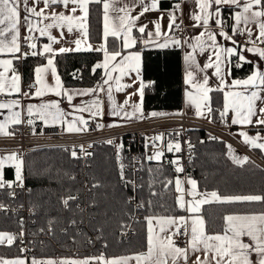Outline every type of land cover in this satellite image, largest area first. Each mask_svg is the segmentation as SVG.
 Instances as JSON below:
<instances>
[{
  "label": "trees",
  "instance_id": "trees-1",
  "mask_svg": "<svg viewBox=\"0 0 264 264\" xmlns=\"http://www.w3.org/2000/svg\"><path fill=\"white\" fill-rule=\"evenodd\" d=\"M87 38L100 43L102 34V2L88 5ZM232 9L222 8L221 16L226 28H230ZM120 41L108 37L105 46L109 51L119 48ZM143 57V80H151L146 88L142 105L145 109H180L182 107V70L180 48H139ZM32 50V49H31ZM28 55L21 59L20 73L24 83L30 82L34 68L44 62L45 55ZM37 52L39 53L38 49ZM102 51L78 50L56 53L54 63L64 86L90 87L102 81L100 64ZM231 61L234 77L251 71V64ZM211 120L220 119L223 110L222 91L210 93ZM194 141V156L187 168L196 181L197 190L203 193L217 192L222 196H264V169L252 159L236 162L226 143L198 131L191 133ZM261 157L258 150L252 151ZM123 158L113 155L106 142L94 146L91 158L85 165L72 158L61 148H38L28 150L23 158V175L29 191L23 198L33 210L30 228L38 233L39 228H51L46 236L39 235L36 255L41 258H104L132 255L145 251V217L177 216L183 208L177 204L174 188L172 155L165 153L157 162L144 161L141 165L138 187L134 198L143 203L144 217L131 220L133 204L129 202L133 189L127 185L128 174L121 170ZM11 171V168H10ZM93 185L88 202L92 208L85 217L76 207V201H65L81 189L84 178ZM123 176V178H122ZM171 182V183H169ZM167 185V187H166ZM90 195V194H88ZM151 201V205H149ZM264 211L261 202H212L203 204L200 214L206 221L208 234L222 232L223 217L227 213H258ZM131 223L133 234L128 240L119 239L118 233ZM18 227L12 214H0V231L13 232ZM63 229V231H60ZM0 256H21L16 239L9 244H0Z\"/></svg>",
  "mask_w": 264,
  "mask_h": 264
},
{
  "label": "snow or ice",
  "instance_id": "snow-or-ice-1",
  "mask_svg": "<svg viewBox=\"0 0 264 264\" xmlns=\"http://www.w3.org/2000/svg\"><path fill=\"white\" fill-rule=\"evenodd\" d=\"M32 4H39L42 2L44 8L37 11L36 7L29 6V0H0V53L12 54V59H0V67L3 71H0V93L9 92L20 93V79L21 77L17 74L16 69L13 67V60L22 59L28 53L21 52V40L28 42L33 39L30 36L21 37L20 26L26 24L29 31L38 30L41 36H47L50 43L43 46L42 52L31 51L32 56L50 54L47 60V65L43 67H36V84L43 85L42 73L51 69V76L55 80V87L49 88L50 91H56L57 95H60L59 89L61 87L60 79L57 75L56 68L54 66L53 57L55 52L52 48V44L57 42V38L53 36L50 29L59 28L62 25H66L69 32L73 31V26L77 25L81 29H85V24L81 21H86L89 15L88 5L91 3H103L104 12V29L103 36L105 41L108 37L115 38L120 41L119 48L114 51H109L105 44H101L99 48H94L95 51H103L104 62L103 64H97L95 67H103L105 75L108 77L104 81L108 84L110 80L113 79L111 72L108 71L109 65L113 61H117V58H121L117 64L112 67V71L119 70L120 76L115 77L117 82L123 75L128 74L130 71H136L138 74L139 70V59L140 54L138 52L131 51L133 47L138 43V39L133 33V29H136L140 34V40L144 43H149L152 41L153 36L159 38L164 35V43L159 44L160 47H167L169 43L174 46H182V44H187L192 51L186 52L184 60L186 62L187 68L185 72V84H190L195 89V92H186V102L188 105L195 106L197 116H204L206 113L201 109L206 108L207 114H211L216 111L211 107V97L209 93L213 91H221L223 88L231 86L243 85L241 91H224L223 95V110L220 111V117L223 119L227 116L229 110H231L234 115L232 116L231 123L236 125H251L254 122L258 125H264V106H258V103L264 105V69L257 68L254 61H248L243 55V52L254 53L258 55L261 60H264V0H195L196 6L200 9V14L194 15L192 18L201 26L205 28L199 35L195 36L193 39L195 43H190L187 39L181 41L180 39L172 36H168L166 33L161 32V25L158 21H154L155 31H148L147 25H138L137 21L144 15L145 12L149 11L150 8L145 4V0H31ZM23 4V10L32 16L39 18L35 23L29 18L28 15L21 19L20 5ZM63 5L66 9L70 8L71 14H65V12H56L52 10L50 13L51 23L44 24L43 27L36 28V24L40 23L46 19L48 16L45 14V9H50L54 5ZM122 5L117 7V5ZM139 4L143 11L137 15H132V7ZM131 5V6H130ZM215 5L213 12H209V8ZM229 6L233 9H238L234 11L233 18L235 23L232 25V33L235 34H245L248 37L246 44L241 47L238 51L236 47H222L217 43L216 36L224 37L225 40L232 41L233 45L236 41L233 39L232 35H229L224 31V21L222 19L216 18L220 15V7ZM157 0H152L151 8H156ZM175 8L180 9V5L176 4ZM82 13L81 16L75 15L77 10ZM110 11L115 15H110ZM215 18L216 25L220 26L219 32L217 33L211 27H209V18ZM177 17L173 13H169V28H179L180 25L176 24ZM243 25V26H241ZM258 30V34L253 39L254 28ZM63 35V33L61 34ZM84 35H87L85 30ZM148 39L144 40V36ZM207 37V40L204 37ZM77 48L79 50L80 40L75 41ZM247 44H251L248 47ZM30 49H35L37 46L35 43H29ZM125 49L129 50V54L124 55ZM199 49L201 53H204L206 49L212 51V55L209 56L208 62L204 63L203 66L197 63L195 52ZM73 49H68L61 47L58 51L60 53H65L72 51ZM20 53L19 56L16 54ZM226 54V55H225ZM237 55L238 60L241 62L252 63L254 66L253 72L247 76L246 79H235L232 81V85L228 86L224 83V75L226 73L222 72L221 65L227 61V57ZM214 57V58H213ZM237 67H240V63H237ZM214 68L215 71L212 73L220 81V86L217 88H212L209 86L210 77L205 72L206 69ZM11 70L12 75L9 79L7 73ZM203 73V76L200 74ZM46 86V85H45ZM123 85L117 86V91H120ZM143 87V85H142ZM95 89L85 90V92L95 93ZM24 96L29 95V93H21ZM84 94V93H81ZM35 95L43 96V88L38 86L36 88ZM67 95L69 102L72 100V96ZM108 99L112 101L113 97L111 95V88H108ZM19 100L13 99L7 102H0V109L11 110L13 106H19ZM125 105L128 101L125 100ZM133 111L131 113L125 111L124 115L126 117L136 116L140 113V105H131ZM96 111H93V109ZM33 106H28V114L31 116ZM99 102L93 101L91 105L86 108L80 109V111H89L93 116L98 114ZM54 110V111H52ZM123 110L122 105H114L112 115L119 116ZM38 111L40 118L47 121L51 118L54 122L63 117L64 112L59 107L58 102L53 101L49 104H41L38 106ZM20 112L12 111L9 117L5 118V121L0 122V135H11L12 133L7 131V124L11 123L13 125H18L22 121L20 119ZM142 115V113H141ZM151 116H163L168 115L167 113H150ZM257 117L254 121L253 118ZM139 118V117H137ZM27 123L31 125L33 121L31 119L27 120ZM80 124H86L83 117H79ZM97 127H103V125H98ZM69 132L73 131H87L88 129L79 128L70 124L68 129ZM162 135V134H161ZM161 135L154 137L155 140H159ZM240 135L244 137L245 143L251 144L254 147L264 149V143H256L257 140L264 139L259 134L255 137H249L247 133L241 132ZM107 143H113L112 140L107 141ZM121 146L118 145V151ZM189 148L192 145L189 143ZM169 151L173 150V144L169 143ZM175 150L179 152L180 144L177 142L175 144ZM90 155L89 153H85ZM72 155L75 156L76 152L73 151ZM161 153L156 152L149 159L158 158ZM8 160H15V154H11L6 157ZM119 159V155H118ZM248 158L244 157L237 162L243 163ZM172 163L178 164L179 161H172ZM3 166V160L0 159V167ZM121 170H123L124 165H120ZM176 172H182V167H177ZM123 178V176H122ZM16 179L20 180V164H16ZM171 183V182H169ZM188 184L192 185V191L187 192V195L196 197L197 193L195 191L196 181L188 179ZM176 191L182 193L181 196L177 197V204L180 208H185L186 211L192 215L189 217H171V216H159L145 217L147 221V251L139 252L133 256H121L111 259H105L103 255L99 257L85 258L82 260H61L60 264H128L130 260H135L136 264H264V211L253 214H243V215H226L223 217L225 222V227L223 233L208 234L206 231V221L200 213V205L208 204L212 202H261L264 203V196L260 195H244V196H224L221 197L217 192L213 191L210 194H200L202 196L210 195L212 200L209 199H198L193 203L192 200H184L183 192L181 187L182 181L176 179ZM5 184L0 182V187H4ZM167 187V185H166ZM14 195V194H13ZM69 199H75V197H69ZM68 201H65L67 204ZM151 205V201H149ZM143 203L138 205V207H143ZM187 206V207H186ZM0 205V208H3ZM190 221V224H189ZM158 228V231L155 229ZM181 228L183 231H181ZM23 233H21V236ZM183 235L186 237L185 246L180 247L177 240L174 237H179ZM242 236L250 238L248 243L241 240ZM7 238V242L11 245L14 242L15 237L11 234L0 233V243H3L4 238ZM25 251V249H21ZM194 253H202L203 255H196L194 260H191V255ZM252 254H255V260L251 258ZM0 264H25L23 259H13V260H0ZM32 264H55L53 260L47 261H37L33 259Z\"/></svg>",
  "mask_w": 264,
  "mask_h": 264
},
{
  "label": "crops",
  "instance_id": "crops-1",
  "mask_svg": "<svg viewBox=\"0 0 264 264\" xmlns=\"http://www.w3.org/2000/svg\"><path fill=\"white\" fill-rule=\"evenodd\" d=\"M125 2H127V0H125ZM145 4L150 8V10L144 13V15L137 21V24L138 25H147L148 31L154 32L155 31V24L153 22L158 21L161 25V32L162 33H166L170 37L174 36V37L180 39L181 41L187 39L190 43H195V40L193 38L195 36L199 35L202 31H205V28L203 26H201V24L197 23L192 18L194 15L200 14V9L196 6L195 0H179L175 4H173V0H157V6L154 9L151 8L152 0H145ZM176 4L180 5L179 10H177L175 8ZM172 5H174V7H171ZM29 6L30 7H36L37 11L41 8H44V4L42 2H40L39 4H32L31 0H29ZM121 6L122 5H120V4L117 5V7H121ZM71 7L72 6L69 5V8L66 9L61 4V5H54L50 9H45V14L48 16V19H46L40 23H37L36 28L38 29L39 27H43L44 24L52 22L51 16H50V13L52 10H55L56 12L63 11L67 15V14H71L70 13ZM215 7L216 6L213 5L211 8H209V12H213ZM224 7L228 8L229 6L225 5V6L220 7V15H219V17H216V18L222 19L221 9ZM102 8H103V3H102ZM229 8H231V7H229ZM231 9H232V14H231V20H230V28L228 29L224 25V31L227 32L229 35L233 36V39L236 41V44L233 45L232 41L225 40L224 37L219 36L218 34L216 36V39H217V43L219 45H221L222 47H225V48L236 47L239 51V50H241V47L246 44V42L245 43L240 42L239 37L241 34L233 35V33H232V25L235 23L234 18H233V14H234V11H236L238 9H233V8H231ZM141 11H143L141 6L139 4H136L134 7H132V13L131 14L137 15ZM20 13H21V19H23V17L26 15H28L29 18L34 23L39 19L35 16L30 15L29 13L24 12L22 3L20 5ZM169 13H173L177 17L175 23L180 25L179 28H169ZM75 15L81 16L82 13L78 9L77 12L75 13ZM110 15H115V14L110 11ZM103 16H104V12L102 14V34H103V29H104ZM81 22L85 24V29H81L77 25L73 26V31H71V32L68 31L66 25H62L59 28L50 29L51 34L57 38V42L53 43L51 45L55 54L59 52L58 50L61 47L73 49L72 51H78V50H75L77 48V45L75 43L76 40L81 41V43L79 45V50H93L94 48H99L101 44H105L104 36H103L102 42H100V43L90 42L87 38V35H84L85 30L87 31V26H86L87 20L81 21ZM241 26H243V25H241ZM209 27H211L217 33L219 32L220 26L216 25L215 18H213V17L209 18ZM253 28H254V34H253V39H254L255 36L258 34V30H255L254 25H253ZM62 33H63V35H61ZM133 33L136 36V38L138 39V43L133 47V49H131V51L138 52L140 54L138 74L136 71H130V72H128V74L123 75L118 82L115 79V77L120 76V72H119V70L112 71V67L119 62V60L121 59L119 57L117 58V61H113L109 65L108 71L111 72L113 79L110 80L108 84L104 83V81L107 80L108 77L105 75L106 70L103 67H100L101 75H102V81L100 82L99 85L90 86V87L64 86L62 81H61V77H60V75L56 69L57 75H58L60 82H61V87L59 89H57L58 91H60V93H61L60 95H57L56 91H50L49 90V88L55 87V80L51 76V69H48L46 72L41 74L43 77L44 84L43 85H37L36 84V88L38 86L43 88L44 95L43 96H37V95H35L36 89L35 90H28L26 88L27 83H24L22 80V74L20 73L21 70H20V66L18 65V60H13V67L16 69L17 74L21 77V79L19 81L21 92L15 93V92H9L6 90L5 92L0 93V102H7L9 100L16 99V100H19L20 104H19V106H13V108L11 110L0 109V122L5 121V118L9 117L11 115L12 111H15V112H20V114H21L20 119L22 122L27 123V120L31 119L33 121L32 124H42V125L51 126V127L52 126H58L60 128H63V130L67 133H77L80 131L69 132L67 129H68L70 124H73L74 126L79 127V128H85V124L79 123V117H83L84 121L92 119L97 125H103L102 128H107V127H113V126L120 125V124H128V123H133L136 121L156 117V116L150 115V113H152V112L166 113L168 111L167 109H145L142 105L143 94L145 93L146 88H149V89L151 88V80H149L146 83L143 80V73H142V71H143V57H142L141 51L135 48L136 46H139V48H180L181 49V70H182L181 85H182V94H183L182 107L181 108L183 109L184 112H186L189 115L200 117V116H197L195 114V112H196L195 106L188 105L186 102V92H195V89L192 87V85L185 84V72H186L187 65H186V62L184 60V56H185L186 52L192 51V49L190 47H188L187 44H182V46H174L171 43H169L167 47H160L159 44L164 43V35H161L159 38L153 36L151 42L144 43L143 40H140L141 34L136 29H133ZM20 34H21V37L30 36L33 38L28 42H24L23 40H21V47H22V44H24V43H26L27 45H29V43H35L36 44L37 47L35 49H32V50L30 49L31 51H37V49H38L39 52H42L43 46L45 44L50 43L47 36H41L39 34L38 30L29 31L26 24H22L20 26ZM143 39L147 40L148 37L145 35ZM204 39L207 40V37L205 36ZM247 46L251 47V44H247ZM123 54L124 55L129 54V50L125 49ZM194 54L196 56L197 63L200 64L201 66H203L204 63L208 62V58L210 55H212V51L210 49H206V51L204 53H201L199 51V49H197ZM242 54L245 55V57L248 61H254L255 66L257 68L264 69V60H261L258 57V55L254 54V53H249V52H243ZM16 55L18 56V53ZM49 57H50V54H45L44 62L37 65L36 67L46 66L47 60ZM51 58H53V60H54V56ZM0 59H12V54L0 53ZM232 60L237 62V63H242L241 61L238 60L237 55L227 57V61L225 63H222V65H221L222 72L226 73L224 75V83H225V85H228V86H231L232 81L235 79H246L247 76L250 75L254 70L253 64L249 63V64H251V71L248 74H246L244 76L234 77V76H232V73H231V69H232L231 68V61ZM103 62H104V54L102 51V57L100 60V64H103ZM245 63H247V62H245ZM54 66H55V63H54ZM35 68H34L33 76L30 79V80H34V81L36 80ZM55 68H56V66H55ZM0 71H3L2 67H0ZM214 71H215L214 68H210V69L205 70L207 75L210 77L209 86L215 89L218 86H220V81L215 76L212 75V73ZM6 75L10 79L11 75H12L11 70H9V72ZM200 76H203V73H201ZM118 84L123 85L125 87H122V89L120 91H117ZM142 85H143V87H142ZM109 87L111 88V95L113 97L112 101H109V99H108V88ZM243 87H244L243 85L231 86L230 88L225 87L221 91H222V94L224 95V91H228V90L241 91L243 89ZM89 89H95L96 91H95V93L85 92V90H89ZM24 92L29 93V95H27V96L22 95L21 93H24ZM65 92H67L68 95L72 96L71 102H69V100L67 99V95H65ZM81 93H84V94H81ZM209 96H210V93H209ZM125 100L128 101L127 105L124 104ZM53 101L58 102L59 107L64 112L63 117L60 118L59 120L55 121V122L51 118L47 119V121L41 119L40 115H39V111H38V106L41 104H49ZM93 101L99 102V109H98L97 115L93 116L91 114V112H89V111H80V109L86 108L89 105H91ZM257 103H258V106H264V105L259 104V102H257ZM133 104H139L140 105V113H137L136 116L126 117L124 115V112L127 111V112L131 113L133 111L131 105H133ZM30 105L33 106L31 116H29L28 111H27L28 106H30ZM114 105H122L123 106V110L121 111L119 116H115V115L111 114L113 112ZM201 110L206 113L204 115L205 119L210 118V114H207L206 108H203ZM52 111H54V110H52ZM93 111H96V109L94 108ZM229 111L231 112V119H232V116L234 115V113L231 110H229ZM141 113H142V115H141ZM137 117H139V118H137ZM200 118H203V117H200ZM259 118H264V117H259ZM256 119H257V117L253 118L254 121ZM18 126H19V124L13 125V124L9 123L6 126L7 131L13 132ZM231 126L232 127H231L230 131H231L232 136L240 144H242L244 147H246L248 149V151L258 150L261 154V157L264 160V149H260V148L252 146L251 144L245 143L244 137L242 135H240L241 132H245V133H247V135L249 137H255V136H257V134H259L261 137H264V125H258L254 122L251 125H240V124L234 125L231 123ZM256 143H264V139L257 140ZM1 152H5V153L1 154ZM233 152H234V150H231V154ZM11 154L12 153L9 151H0V159L3 160V166L0 167V177H6V178L16 177L15 170H16V164L17 163H19L20 167H21L20 175L23 173V162L21 160H19L17 158L15 160L6 159V157H8ZM235 156H236V154H235ZM10 168H11V171H10ZM189 176H191V175H189ZM176 179H180L182 181V185H184V187H185L184 192H186V190H187L186 186L188 187V183H187L188 178L184 179V177L181 175H175V178H174L175 193L182 195V193L176 191V186H175L176 185L175 184ZM195 191L197 193V196L194 197V199L193 198L188 199V195L186 194L187 193L186 192L185 195H183L184 200H186V201L192 200L193 203H195V200L204 199V198L212 200V197L210 195H207V196L200 195V194H209L211 192L203 193V192H200L198 190H195ZM181 195H175V196L178 197ZM201 206L202 205H200V208H201ZM183 211H184L183 214H179L177 216H171V217L184 216L187 218L190 215H192V214L188 213L185 208H183ZM243 214H253V213H227L226 215H243ZM199 215H201V214L199 213ZM189 224H190V221H189ZM147 227H148V225H147V221H146V237H147ZM224 227H225V222H224ZM155 230L158 231V228H156ZM223 230H224V228H223ZM223 230L220 233H223ZM0 233H7V234L12 235L11 232H6V231H0ZM241 240L245 243H248L250 241V238L246 237V236H242ZM0 244H8L7 238L5 237L3 240V243H0ZM184 246H180V247H184ZM146 251H147V247H146L145 251H143V252H146ZM133 255H135V254L121 255V256H133ZM196 255L202 256L203 254L202 253H194L191 255V260H194ZM99 256H101V255H99ZM99 256H97V257H99ZM121 256H113V257H108L105 259H111V258H116V257H121ZM251 258L253 260H255V254H252ZM13 259H23L25 261V264L27 262L26 258H24L23 256H15V257L0 256V260H13ZM54 259H57V261L59 260L58 258H54ZM54 259H49V260L54 261ZM72 259L79 260L77 258H70V260H72ZM128 264H136V261L130 260L128 262ZM189 264H191V262H189Z\"/></svg>",
  "mask_w": 264,
  "mask_h": 264
},
{
  "label": "built area",
  "instance_id": "built-area-1",
  "mask_svg": "<svg viewBox=\"0 0 264 264\" xmlns=\"http://www.w3.org/2000/svg\"><path fill=\"white\" fill-rule=\"evenodd\" d=\"M171 7L174 6L172 5ZM239 40L245 43L248 37L245 34H241ZM29 50L30 48L26 43L22 44V53H27ZM19 55L20 53H18ZM18 65L21 67V59L18 60ZM26 88L35 90L36 82L31 80L27 83ZM167 114L107 128L97 127L98 125L92 119H89L86 120L85 124L88 130L77 133H67L58 126L29 125L21 122L11 132V135H0V151L14 153L15 157L23 162L24 153L28 150L61 148L66 150L72 158L78 160L81 165H85L91 158L94 146L97 143H107V141L112 140L113 143L110 145L113 155L116 157L119 155V157L123 158L125 170L129 173L126 182L133 189V194L129 199V202L133 204V214L131 215V220L133 221L134 218L144 217L142 207H138L140 203L134 198V192L138 187L139 176L137 174L140 173L141 165L144 161L157 162L165 153H170L172 161H179L178 164L172 163L174 175H181L186 179L189 176L187 170L189 162L194 156V141L189 133L194 130L209 133L220 138L228 145L244 149L231 134V112H228L223 119L220 118L216 121L192 116L182 110L167 112ZM158 135H161V138L155 140L154 137ZM177 142L180 144L181 150L179 152L175 150ZM169 143L173 144L172 151L168 149ZM189 143L192 148H189ZM118 145L121 146L119 151ZM73 151L76 152L75 156L72 155ZM156 152L161 153V155L158 158L149 159ZM177 167H182L183 171L176 172L175 169ZM20 176V180H17L16 177H0V182L5 184L4 187H0V205L4 206L0 208V214H12L15 217L18 227L12 232V235L16 239L21 256L26 258V264H32L33 259L47 261L48 258H41L36 255L37 241L39 240V235L45 234L47 236L51 232V228H39L38 233L35 232V229L30 228L33 224L34 214L33 210L23 200L29 188L25 183L23 173ZM88 180L89 178L84 176L81 189L72 196L75 199H67V201H76L77 209L85 217H87V212L92 208L88 198L92 196L93 185H90ZM185 193L183 192V195ZM175 195L181 194L175 193ZM60 231H63V229H60ZM181 231H183L182 228ZM21 233H23L22 236ZM132 234L133 227L129 223L118 233V237L126 241ZM174 239L177 240L179 246L185 245L186 237L183 235L174 237ZM21 249H25V251H21ZM72 258L85 259L80 257ZM67 259L70 260V258ZM56 264H60V260ZM93 264H95V261H93Z\"/></svg>",
  "mask_w": 264,
  "mask_h": 264
},
{
  "label": "rangeland",
  "instance_id": "rangeland-1",
  "mask_svg": "<svg viewBox=\"0 0 264 264\" xmlns=\"http://www.w3.org/2000/svg\"><path fill=\"white\" fill-rule=\"evenodd\" d=\"M178 2V0H173V4H175V3H177ZM174 6V5H173ZM177 110H182L183 111V109L182 108H180V109H173V110H168L167 112H174V111H177ZM166 112V113H167ZM184 112V111H183ZM230 112V111H229ZM200 117H203V118H205L204 116H200ZM208 120H210V121H216V120H211L210 118H208ZM198 131H200V130H194V131H191L189 134H191L192 132L193 133H196V132H198ZM207 134H209V133H207ZM209 135H211V134H209ZM211 137H215V138H218V137H216V136H214V135H211ZM218 139H220V138H218ZM226 143V142H225ZM226 145H227V147H228V151H229V153H230V155L232 156V158L237 162L238 160H241V159H243L244 157H247V158H250V159H252L254 162H256L259 166H261L263 169H264V160H263V158L262 157H260V156H257V155H255L254 153H252V151H248V149L246 148V147H244L242 144V147L244 148V149H241V148H235V147H233V146H231V145H228L227 143H226ZM231 150H234V152L231 154ZM5 152H1V154H4ZM235 154H236V156H235ZM239 163V162H238ZM20 171H21V167H20ZM15 174H16V170H15ZM187 178L188 179H192V180H194V178L192 177V176H187ZM176 186V185H175ZM181 187H182V189L183 190H185V187H184V185H182L181 184ZM186 192H189V191H192V185H190V184H188V187L186 186ZM195 190H197V187L195 188ZM187 194V193H186ZM210 194V193H209ZM187 196V195H186ZM221 197H224V196H222V195H220ZM184 197V196H183ZM194 199V197H192V196H189L188 195V199ZM132 214H133V212H132ZM54 258H58V257H54ZM54 258H48V260L49 259H54ZM59 260H60V262H61V260H68L67 258H58ZM54 262H55V264L56 263H58V261H57V259H54Z\"/></svg>",
  "mask_w": 264,
  "mask_h": 264
},
{
  "label": "bare ground",
  "instance_id": "bare-ground-1",
  "mask_svg": "<svg viewBox=\"0 0 264 264\" xmlns=\"http://www.w3.org/2000/svg\"><path fill=\"white\" fill-rule=\"evenodd\" d=\"M137 176H140V173H139V174H137Z\"/></svg>",
  "mask_w": 264,
  "mask_h": 264
}]
</instances>
